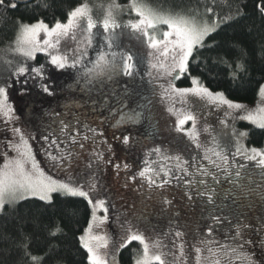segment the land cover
Instances as JSON below:
<instances>
[{
  "label": "snow or ice",
  "instance_id": "1",
  "mask_svg": "<svg viewBox=\"0 0 264 264\" xmlns=\"http://www.w3.org/2000/svg\"><path fill=\"white\" fill-rule=\"evenodd\" d=\"M40 6V0H0V9H3L5 12L16 10L20 7L28 9L30 7ZM215 6L216 0H211L210 3L208 0H205L203 6L204 13L206 15H211L213 19L210 24H198L194 19H190L186 16L157 13L144 3L143 0H132L130 9L136 13L139 19L135 23L129 22L127 27L146 38L148 46L157 50L160 57L163 58V61L158 60L156 64L150 65L151 68L158 69L164 76L172 78L168 82L167 88L161 85L163 89L162 97L169 93L175 94L178 97L191 94L201 98L207 97L213 103L226 105L229 109H245L247 111L245 105L228 100L224 96V93L211 92L208 88L201 85L198 78H192V84L196 86L194 88H176L175 84L172 82L189 72V60L193 57L194 51L203 48H208L210 50L219 49L217 55L213 58V62L226 67L233 80L238 79L241 74L247 72L250 53L246 48L236 42L222 41L215 38H213L210 43L205 42L211 34H218L222 26L228 25L230 21L244 14L237 6L234 15L229 12L224 16H220L215 12ZM113 7L119 8V5L110 6L100 23V27L103 29L104 33H112L111 36L106 35L104 37L106 46L109 49L114 46L117 39L115 30L121 27V24H119L113 16ZM257 8L260 14L264 16V0H261V2L257 4ZM80 18H87L86 31L89 33V36L86 38V44L91 45L92 41L90 34L92 29L97 27V24L92 19L88 6L81 5L69 13L67 23L56 22L55 26L52 28H49L43 21H38L35 24H24L22 21L18 22L21 24V28L16 39L15 51L29 59H34V53L36 51H44L48 47H55L48 39L43 41V45L40 44L38 35L41 31L48 37H57L58 42L61 36H66L73 28L77 27V21ZM159 25H167L168 30L163 31L161 38L158 39L150 34L148 29H156ZM261 47L262 54H264V45ZM11 50L12 49H9V51ZM84 55H86V53L82 54L79 60H74L70 65L68 64L67 56L53 55L51 57V63L60 69H64L66 66L75 67L77 63L83 60ZM117 57H119V62H117ZM169 59L171 61L170 63H168ZM4 63L8 65V70L11 72V76L8 78L9 80L14 78L16 82L26 86L28 84V77L30 76L33 79L37 77L43 79L42 67H29L24 63H18L13 67L12 61H4ZM88 72L89 74L97 76L106 75L109 80L113 78V74H122L130 79H134L135 75L139 72V67L134 55L131 53L112 52L110 58L104 53H101L93 68L89 69ZM149 75L151 76V72H149ZM21 77L25 78L21 80ZM12 86V83L7 81L4 85L0 86V112L4 113L6 122L11 120V114L14 111V109L7 104V90ZM41 87L45 93L52 95L48 84L42 83ZM21 94H23V89ZM128 94L126 88L125 95ZM259 96L261 98V104L264 105V85H261L259 88ZM150 103V100L148 104H142L137 101L136 108L121 115L120 120L117 121L114 127L125 123L138 124L141 118L144 117V112L149 109ZM122 107H127V104L122 103ZM136 109H140V111ZM168 111L173 112L174 110L173 108H169ZM242 119L248 120L259 129H264V107H258L255 111H247V115L242 117ZM189 121H191V128L185 129L184 126ZM196 121L197 116L194 113L189 112L184 114L182 117L178 118L175 131L184 133L190 140L197 142V147H200L198 143L199 133L196 130ZM221 123L225 124L224 121ZM68 127V124L61 122L62 132L66 131ZM84 127L87 129V132H91L93 136H103V132H97L96 129L89 128L87 124H85ZM13 131L19 134L20 142L16 144L8 142L6 144V147L12 148V150L17 153L15 158H9L6 152L3 153L4 164L0 166V215L6 213V206H11L21 200H26L30 195L38 197L40 201L45 202V207L51 206L53 204L52 193L61 192L66 196L81 197L86 200L87 203L92 206L93 221L102 224L107 220V215L99 218L96 215L97 210H102L107 214L110 206L106 199L95 198L93 196V193L97 191V182L94 174H88L86 172L78 173V176L82 178L83 182H81V179L73 180L71 176H69L67 181L52 179L51 176L44 173L43 169L38 167L31 151V145H29L28 141L24 138L23 132L20 129H14ZM87 132L81 138L83 141L90 138ZM231 135L236 138L237 154L242 155L248 161H255L258 165L264 167V148H245L240 144V140L246 138L248 132L237 133L233 130ZM78 137H81V133L77 129L74 134H71L70 142L73 145L79 144V147L83 149L84 143L81 142V139H78ZM42 139L48 141L49 135H43ZM116 139H120L123 145L128 146L130 139L134 140L137 139V137L128 134L123 135L122 138L116 137ZM51 145H56L57 147L56 154L45 149V154L51 164L59 168L72 169V153L70 151H60L59 145H57L55 139L51 141ZM51 145H49V147H51ZM217 147H219V145H217ZM108 151L111 152L110 146ZM161 151L159 147L153 148L147 155H152L153 153L160 154ZM210 151L225 164L227 163V157L222 155L221 151ZM164 158L174 160L176 162V169H179L186 175H190L186 167L188 161L183 160L179 154L166 156ZM205 159L210 160V157L206 154ZM29 161L31 162L30 170L27 167ZM210 162L217 167L220 166L215 160H210ZM93 163L112 165L117 171V174H119L120 171L127 172L130 167L127 163L114 162L112 159L106 160L101 152L92 153V157L85 165V169H91ZM144 164L145 167L136 175L126 177L125 187L128 186V180L134 183L137 176L146 181L149 188H163L165 184L170 183L169 179H162L160 183H157L152 173H155L157 176L160 175V173L150 166L147 159L144 161ZM240 168L243 169L244 165L241 164ZM161 171H163V169ZM203 174H208L206 169L203 170ZM163 175L166 177L170 176L171 169L163 171ZM235 175L239 178L241 177V172L238 170ZM177 179H179V177H177ZM201 183L204 182L201 181ZM188 184H191V181H188ZM240 187L243 188V185H240ZM243 194L245 196L247 195V193ZM186 195L189 202H191L193 199L191 192H186ZM196 195L198 197H206V202L209 205L216 204L213 198L216 195L214 190L197 192ZM239 199L240 197H237V200ZM262 199H264V197H262ZM163 203L165 205H171L172 201L165 199ZM134 208L135 205H133V210ZM69 215H75V211L70 212ZM226 219H228V217H223L221 215L211 216L212 223L207 227L206 238L200 241V243L204 245L203 249L193 245L194 252L196 253V264H201V256L204 251L209 254L206 258L210 260V264H233L234 261H239L240 264H264V229L259 227L253 228L252 225L242 223L235 225V235L228 238L232 243H220L212 238L215 227ZM29 224L32 226L31 230H26ZM41 228L42 225L39 216H33L28 219L22 218L19 222V227L16 229V236L10 237L13 247L22 253V258H27L28 264H43L44 257L34 255L31 251L34 244L43 245L45 247L44 256L54 257L53 264H63L62 259L56 257V253L59 249V237L64 233L63 226L60 223H56L51 227L46 224L43 225V231H41ZM244 229L248 230V235L246 236L243 234ZM91 231L92 225L89 226L86 235L79 237L82 246L87 250L89 264H117L115 251L118 250L119 247H125L133 241H138L143 245V254L136 260L135 264H153V262L165 264L164 254L162 252L156 255L149 254V244L144 235L139 233L138 230H128V235L124 239V242L113 251L110 259L101 256L99 253L100 248L108 247L107 239L103 236L91 235ZM183 235L181 231H176L174 233L176 238H182ZM217 244H219V247H213ZM155 246L160 248V241H156ZM169 255L175 257V264H186L184 242L182 239L179 244H177L175 240L173 241V247L170 249Z\"/></svg>",
  "mask_w": 264,
  "mask_h": 264
},
{
  "label": "trees",
  "instance_id": "2",
  "mask_svg": "<svg viewBox=\"0 0 264 264\" xmlns=\"http://www.w3.org/2000/svg\"><path fill=\"white\" fill-rule=\"evenodd\" d=\"M83 1L84 0H40V7H30L28 9L20 7L16 10H9L7 12L0 9V45L16 39L15 37L21 28V24L18 22L22 21L25 24L43 20L54 25L56 22L66 20L69 17V13ZM119 1L127 2L129 0ZM145 1L151 2V4L155 5V7L160 10H170L180 15L184 13L188 14L194 10H197V12L204 11L203 6L205 4V0ZM208 2L210 3L211 0H208ZM260 2L261 0H216L215 12L220 16H224L229 12L234 15L237 6L244 14L230 21L228 25L222 26L218 34H211L205 41L206 43H210L213 38H215L222 41L236 42L246 48L250 53V59L245 74H241L238 79L233 80L226 67L213 62V58L217 55L219 49H196L193 53V57L189 60V72L185 73L181 78L176 79V84L179 86H189L192 84V78L195 77L206 87L214 91L223 92L231 100L254 103L259 97V88L264 83V54H262L261 47L264 45V16L260 14L257 8V4ZM209 19L212 21L213 17L209 15ZM102 39V34L96 36L94 52L99 50L98 46H101ZM103 46L106 45L103 43ZM114 47H116L117 50H121L119 40L116 39ZM134 57L139 67V72L135 75L134 79H130L122 74H113V78L109 80L106 75L97 76L89 74L88 70L91 68L89 67L90 58L88 57L77 63L75 67L60 69L50 63L42 53L37 54V60L39 63H42L43 71L46 72V76L48 77L46 84L50 86L52 95L40 90V94L34 97V103H41L40 115L35 118L51 117L53 119L65 118V120L69 122H93L102 126L101 132H103V134H108L113 129H116L115 131L122 129L121 132H119V130L117 131L119 134L115 135L113 139L115 142L120 144L121 140L116 139V137L122 138L123 135L128 134L137 137V139H130L129 149L122 143L118 149L112 147L111 152H108L107 159H112L114 162L121 161V151V154H118L119 158L115 156H117L118 150H123L125 152L124 157L127 156L126 159L128 160V156H131L129 151L131 146L134 143L150 141L151 136L148 132H151V130L155 131L153 124L149 122L146 123L144 131H138L136 126L142 123L145 117H142L138 124L125 123L114 127L117 121L120 120L121 115L136 108L137 101L144 104V102L149 99L151 101L152 99L150 77L148 79L149 72L144 57L137 54H135ZM126 88L129 93L128 95H125ZM122 103H126L127 107H122ZM58 106H61V109H57ZM117 108L119 111L115 113ZM136 110L140 111V109ZM146 112L147 110L145 113ZM76 117H79V119ZM25 123L30 128L34 125L36 126V124L31 125L27 117L25 118ZM245 126L250 127L247 137L248 144L256 147L263 146L264 129H259L251 124H246ZM97 132H100V130ZM71 133H74V126L68 128L64 132L58 131L57 127L52 132L48 131V135L52 140H56L57 145L58 143L63 144L67 141ZM87 134L94 141L97 139L99 140V135L93 136L91 132H87ZM57 135L58 137L53 138ZM89 139L83 141V143L88 141L89 144ZM95 143H97V141ZM88 144H84V146H89ZM39 147L41 151L45 150V148ZM56 150V145H51L48 151L54 153ZM79 152L86 157H83V161L79 164L82 167L88 163L89 159L92 157V153L98 151H87L83 148ZM42 154L45 156V151ZM127 160L122 161L128 165H134L129 164ZM175 163L176 162L171 161L164 165H159V167H155L162 175L161 179L170 180V183L164 185L170 187V189L163 191V196L166 194L169 199L173 198V200H171V206H179L182 213L189 216L188 218L191 219V223L195 221L197 227L201 226L198 224L203 223V220L207 218H211L212 215L228 217V219L223 221L231 222L234 220L232 218L237 212H241L240 216H242L249 210L255 211L260 209V211L253 216H256V218L263 216L264 199H262V197H264V167L260 165H249L247 163L227 165L224 168L220 165L221 172L216 165L193 166L188 164L190 175H186L184 172L182 173L175 170ZM48 164L49 160H47V164L44 162V165ZM241 164L244 165L243 169L240 168ZM79 165L77 168H79ZM105 166H107V168H105ZM105 166L100 170H114L112 165ZM195 168L198 169L195 170ZM213 168H217L219 172ZM162 169L163 171L171 169V175L168 177L164 176L163 171H161ZM204 169L207 170V175L203 174ZM238 170L241 172V177L239 178L235 175ZM71 176L72 179L77 177L73 174H71ZM177 177H179V179H177ZM107 181L109 183L111 179L107 177ZM188 181H191V184H188ZM201 181L204 183H201ZM182 185L184 186L182 187ZM240 185H243V188H241ZM211 190H214L216 193L213 197L216 201L215 205L207 204L206 197H198L196 195L197 192H207ZM112 192H115L113 187L111 189V193ZM146 192L149 196H155L151 193L153 189L146 190ZM186 192H191L193 197L191 202H189ZM115 193L117 194V192ZM243 193H247V195L245 196ZM122 195V198L125 197V194ZM237 197H240V199L237 200ZM52 199L53 204L48 207H45V202L40 201L37 197H29L14 205L6 206V213L0 215V264H28L27 258H22V253L13 247L10 237L16 236V229L19 227V222L22 218L28 219L33 216H39L42 225L41 231H43V225L45 224L51 227L56 223H60L63 226L64 233L59 237V249L56 253V257L61 258L63 264H89L87 250L82 246L79 237L85 233L87 227L91 223L92 206L81 197L66 196L61 192L53 193ZM115 199L123 204L122 207H118V212H122V209L131 211L129 210V205L127 206V204L125 205L124 203L130 200L131 202L129 203L135 205V209L132 211L138 212V216L141 214L143 217L140 218H144V215L139 213L138 208L140 207H136V203L137 205L142 203L140 206L147 208L148 203H145V199L141 198L138 202H136L137 197L130 198V196L124 198L125 201L120 200V197L117 198V196H115ZM147 201L151 208L154 207L156 203L158 206H161L159 200ZM72 211H75V215H69ZM147 211L148 210H146V212ZM149 212L152 213L151 211ZM253 216L251 215L252 218ZM161 223H163V221H161ZM31 227L32 226L29 224L26 230H31ZM199 231L203 234L198 233L197 238H204L203 235L206 233L205 230L200 228ZM227 234L228 237L234 235H231L232 232ZM228 241L231 240L229 239ZM31 251L34 255L44 257L43 264H53L54 257L44 256L45 247L43 245L34 244ZM141 251V244L138 241H133L117 252L118 262L122 264H133L135 258L140 255Z\"/></svg>",
  "mask_w": 264,
  "mask_h": 264
},
{
  "label": "rangeland",
  "instance_id": "3",
  "mask_svg": "<svg viewBox=\"0 0 264 264\" xmlns=\"http://www.w3.org/2000/svg\"><path fill=\"white\" fill-rule=\"evenodd\" d=\"M132 0L127 2H120L119 0H84L81 4L77 5L73 10L81 5H87L88 9L90 10V15L92 19L96 22L97 27L93 28L91 31V45L86 44V38L89 36V33L86 31L87 29V18H80L77 21V27L73 28L66 36H61L59 41L57 42V37H48L43 31H41L38 35V40L40 44L43 45V41L45 39L50 40L55 47H48L44 51H36L34 53V59H29L28 57L23 56L21 53L15 51L16 48V39L19 35L17 33L16 39L0 45V86L4 85V83L10 82L12 83V87L8 88L7 90V104L14 109L13 113L11 114L12 118L10 121L6 122V117L3 112H0V157L3 153H7L9 158H15L17 153L12 150L10 147H6L8 142L12 144L19 143V134L14 132V129H20L23 132L24 138L28 141L29 145H31V151L35 157V160L38 164L40 169H43L44 173L48 176H51L54 180L59 181H67L71 174L77 176L74 177L73 180L81 179L78 176V173H88L94 174L96 177L97 182V191L93 193L95 198L106 199L109 204V211L105 214L102 210H97L96 215L97 217H102L107 215V220L102 223L98 224L97 222L91 220L92 231L91 235H99L103 236L107 239L108 247L107 248H100L99 253L101 256L109 258L111 254L117 247L124 242V239L128 235V230L131 229L132 231H139V233L143 234L146 241L149 244V254L156 255L158 253L164 254L165 264H175V257L169 255L170 249L173 247V241L175 240L177 244L180 243L182 239L184 242V249H185V256H186V264H196L195 256L196 253L194 252L193 245L196 247H201L203 249L204 245L200 243V241L206 238V233H204V238L200 237L197 238L198 233H202L199 231L200 228H203L205 232H207V227L209 224L212 223L211 218H207L203 220V223L197 227L195 221L191 223V219H189L188 215L182 213L180 207H172L171 205H165L163 203L164 199H169V197L165 194L163 196V191L170 189V187L164 186L163 188H149L147 182L142 180L137 176L136 181L133 183L132 181L128 180V186L125 187L126 177H130L136 175L143 167H145L144 161L147 159L150 163V166L155 169V167H159V165H164L168 162H175L171 159H165L166 156H174L179 154L183 160H187L188 164L193 166L195 165H215L210 162V160H215L217 164L222 165L223 168L227 165H234L238 163H247L249 165H258L255 161H248L242 155L236 153L237 143L236 138L233 137L231 134L233 130L235 132H248L250 127H246V124H251L246 119H242L245 115H247V111H255L258 107H264L261 104L260 96L254 103H244L238 102L229 99L225 94L224 96L228 99L233 101L234 103L243 104L246 106V109H229L226 105L216 104L213 103L209 98L204 97L201 98L199 96L194 95H187L184 97H178L175 94H167L162 97L163 89L161 85H164L165 88L168 87V82L172 79L169 76H164L158 69L151 68V64H156L159 61H163V58L160 57L159 52L150 48L146 42V38L142 37L139 33L134 32L131 28L127 27L129 22L135 23L138 21L139 17L136 13L130 9ZM153 11L157 13H161L164 15H180L174 11L168 10H160L155 5L151 4V2L143 0ZM112 5H119V8H112L113 16L117 20L119 24H121L120 28L115 30L117 35V40L120 41L121 44V52L131 53L133 55H142L144 57V61L147 65L148 72H151L150 77V87L152 92V99L149 105V109L147 112H144L145 120L142 123L138 124L136 128L138 131H144V127L147 122L153 124L155 131L148 132L151 136L150 141H143L134 143L130 148L131 156H128V160L126 159L125 152L123 150H118L116 158H119L118 154L120 151L122 154L120 155V163H124L122 160H127L129 164V170L127 172L120 171L117 174V171L114 170H107L101 171L102 167L106 164L104 163H93L91 169H85V166L79 165L83 161V157H85L79 147V144H71L70 137L67 141L63 144H59L60 151H70L73 155V167L72 169L67 168H59L55 167L49 161L48 165H44V162L47 164L48 157L43 156V152L45 150L40 149L39 146L48 149L49 145L51 144V137L49 136L48 141H44L42 139L43 135H48V131L52 132L56 127L58 131H61V122L68 124V128L74 126L75 130H79L82 136L87 132L85 129V124L89 126V128L96 129L97 131L102 130V126L95 123H86L83 121H74L69 122L66 121L65 118L63 119H53L49 117L45 118H35L36 116L40 115L39 111L41 109V103L36 102L35 98L40 94V90H42L41 84L47 83V76L46 72L43 71V79L37 77L33 79L31 76L28 77V84L25 86L22 83L16 82L15 79L9 80L8 78L11 76V72L8 70V65L4 63V61H12L13 67L18 63H24L29 67H42V63L38 62L37 54L42 53L46 56V58L51 63V57L53 55L58 56H67L68 57V64H72L74 60H79L81 55H84L83 59L91 55V51L93 49L95 43V37L97 34H102L103 37L111 36L112 33H104L103 29L100 27V23L105 17L108 9ZM72 10V11H73ZM182 16H186L190 19H194L195 22L198 24L203 23H211L209 19V15H206L204 11L197 12V10L193 12H189L181 14ZM43 21V20H39ZM68 18L64 21H60V23H67ZM38 21L25 23V24H35ZM44 24L48 25L49 28L55 26L51 25L45 21ZM167 25H159L156 29H148L149 33L154 35L156 38H161L163 31H167ZM20 31V30H19ZM9 49H12L9 51ZM170 59L168 63H170ZM69 66H66V68ZM149 74V73H148ZM25 77H21L23 80ZM176 88H194L195 85L191 84L189 86H179L176 84V80L172 81ZM201 83V82H200ZM204 87V84L201 83ZM264 85V83H263ZM208 88V87H206ZM23 89V94L22 93ZM211 92L217 93L221 91H214L208 88ZM223 93V92H222ZM150 100V99H149ZM148 101L144 102V104H148ZM60 105V104H58ZM61 106H58L57 109ZM173 108V112H169L168 109ZM60 111V110H59ZM119 109L115 113H118ZM189 112L194 113L197 116L196 121V130L199 133L198 136V143L200 147H197V142L190 140L184 133H180L175 131L176 123L179 117H182L184 114ZM26 115V116H25ZM27 117L28 122L33 127H29L25 123V118ZM79 119V117H76ZM224 121L225 124L221 122ZM255 126V125H254ZM185 129L191 128V121H189L185 126ZM116 129L111 130L108 134H103V136H99V140L97 139L94 141L93 139H89L84 144H88L89 146H84L85 150L87 151H98L103 153L105 159L108 158V149L109 146L118 149L122 144L115 142L113 139L115 138L116 134H119L117 131L121 132L120 129L115 131ZM46 131V132H44ZM62 132V131H61ZM156 132L157 136L153 134ZM74 134V133H71ZM92 136V135H91ZM2 137H4V144L2 142ZM6 137V140H5ZM34 137V138H33ZM54 136L53 138H56ZM248 137V136H247ZM247 137L240 140V144H242L245 148H252L256 147L253 145L248 144ZM157 138V139H156ZM215 138V139H214ZM156 139V140H155ZM81 142L83 140L81 139ZM219 145V147H217ZM93 146V147H90ZM96 146V147H95ZM129 145L126 146L129 149ZM159 147L162 151L160 154L153 153L152 155H147L151 149ZM57 148V147H56ZM256 148H264L263 146H259ZM210 150L221 151L222 155L227 157V163L225 164L222 160L217 158L213 155V152ZM57 150L53 153L56 154ZM79 152V153H78ZM210 157L209 159H205V155ZM45 157V160H44ZM86 158V157H85ZM88 158V156H87ZM4 164V155L3 161L0 166ZM188 164L186 167L188 168ZM79 165V168L77 166ZM100 165V168H99ZM28 169H31V162L27 164ZM221 166L218 169L222 172ZM77 168V169H76ZM107 168V166H105ZM174 168L176 171L182 172L179 169H176L175 165ZM101 169V170H100ZM198 168H195V170ZM217 172L219 170L217 168H213ZM157 171V170H156ZM190 173V170H188ZM158 172V171H157ZM183 173V172H182ZM153 178L157 181V183L161 182L162 175H155L152 173ZM72 177V176H71ZM107 177L111 179L108 183ZM118 178V179H117ZM120 178V179H119ZM184 185H182L183 187ZM112 187L114 188L115 192L111 193ZM120 189V190H119ZM153 189L152 195L154 197L149 196L146 190ZM55 193V192H54ZM122 194H125V197L122 198ZM53 195V193H52ZM115 196L120 197V200H124L127 196L130 198H136L138 202L141 198L145 199V203H148L147 208L140 206L142 203H136V207H140L139 213L144 215V218L141 214L138 216V212L132 211L134 204L129 203L130 200L125 201V205L129 207V210L122 209V212H118V207H122L123 204L119 203ZM35 197V196H29ZM38 198V197H37ZM159 200L161 206H158L156 203L154 207H150V204L147 200ZM143 202V201H142ZM145 204V205H146ZM144 205V206H145ZM135 209V208H134ZM146 210H148L146 212ZM151 211L152 213H150ZM260 209L255 211H248L245 215L240 216L241 212H237L234 214L233 221L226 222L223 221L221 224L217 225L213 231V237L216 241L220 243H231L228 241L229 232H232L231 235H235V225L246 223L252 225L253 228L259 227L264 229V213L263 216L256 218L253 216L256 214ZM192 213V212H191ZM190 214V213H188ZM253 216V218L251 217ZM252 218V219H251ZM163 221V223H161ZM205 223V224H204ZM263 223V224H261ZM89 226L87 227L85 233H88ZM176 231H181L184 235L182 238H176L174 233ZM248 233L247 229L243 230V234L246 236ZM203 234V233H202ZM233 235V236H234ZM203 238V239H202ZM160 241L161 247L157 248L155 246V242ZM213 247H219V244L214 245ZM122 247H119L118 250L115 251V255ZM141 253L135 258L133 264H135L136 260L140 258L143 254V245H141ZM208 253L204 251L201 256V264H210V260L207 259ZM117 264H122L118 262L117 255H116ZM153 264H158V262H153ZM233 264H240L239 261H234Z\"/></svg>",
  "mask_w": 264,
  "mask_h": 264
},
{
  "label": "flooded vegetation",
  "instance_id": "4",
  "mask_svg": "<svg viewBox=\"0 0 264 264\" xmlns=\"http://www.w3.org/2000/svg\"><path fill=\"white\" fill-rule=\"evenodd\" d=\"M98 35V34H97ZM96 35V36H97ZM100 35V34H99ZM96 38V37H95ZM101 46H98L99 47V50L97 51V52H94V46H93V49H92V53H91V55H90V59H89V67L92 69L93 68V66H94V64H95V62L97 61V59H98V57H99V55L101 54V53H104L105 55H107L109 58H110V56H111V53L112 52H116V53H120V50H117V48L116 47H112L111 49H109L107 46H103V43L106 45V43L104 42V37H103V39L101 40ZM100 45V44H99ZM117 62H119V57H117ZM148 79H149V76H148ZM154 134L156 135L157 133L156 132H154ZM157 136V135H156ZM2 139V142H3V144H4V137H2L1 138ZM5 140H6V137H5ZM7 141V140H6ZM4 151V150H3ZM3 151H1L2 152V154H1V157H0V165L2 164V161H3Z\"/></svg>",
  "mask_w": 264,
  "mask_h": 264
}]
</instances>
